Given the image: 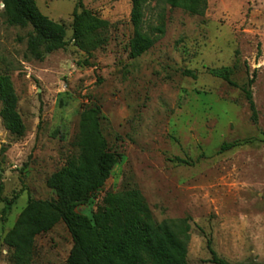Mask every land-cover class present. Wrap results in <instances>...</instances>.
I'll return each mask as SVG.
<instances>
[{
	"label": "rangeland",
	"instance_id": "1",
	"mask_svg": "<svg viewBox=\"0 0 264 264\" xmlns=\"http://www.w3.org/2000/svg\"><path fill=\"white\" fill-rule=\"evenodd\" d=\"M36 1L66 24L69 42L29 57L32 27L9 24L0 0V74L11 78L26 127L19 137L0 118V264H13L3 239L29 198H57L48 178L79 155L80 113L92 103L119 160L79 212L92 216L108 193L133 187L157 222L187 219L188 264H216L208 240L232 264H264V0H207L202 14L149 0L144 29L156 41L137 58L132 0H83L110 22L91 55L72 41L76 0ZM223 66L237 87L208 72ZM252 77L257 122L243 91ZM234 140L241 145L218 152ZM72 246L60 222L37 237L33 264H66Z\"/></svg>",
	"mask_w": 264,
	"mask_h": 264
},
{
	"label": "trees",
	"instance_id": "2",
	"mask_svg": "<svg viewBox=\"0 0 264 264\" xmlns=\"http://www.w3.org/2000/svg\"><path fill=\"white\" fill-rule=\"evenodd\" d=\"M149 0H132L131 23L133 35L130 55L137 58L146 53L156 39L144 29L145 6ZM4 14L11 25L32 27L28 33L27 54L43 60L47 54L68 45L67 26L45 15L36 0H2ZM172 7L182 8L193 14L204 13L207 0H165ZM110 22L84 7L83 0H76L72 22V41L91 55V49L102 42L100 32L107 30ZM163 32V27H158ZM189 74L194 75L192 71ZM208 72L232 86L229 66L209 68ZM249 79L243 91L250 104L252 118L258 121V111ZM0 118L6 128L21 137L26 127L18 112V96L11 78L0 74ZM79 155L67 160L65 165L48 178V186L55 190L53 200L29 198L14 226L4 236L10 249L13 264H33L36 239L63 222L68 228L73 246L66 264H188V239L190 225L187 219L169 223L157 222L141 192L133 187L108 193L105 206L92 216L77 210L96 196L118 163V154L110 147L102 128L101 107L87 105L80 113L77 135ZM241 145L238 140L224 141L219 153ZM181 163L193 161L178 158ZM13 199L3 208L6 215ZM208 248L216 264H232ZM1 254V250H0Z\"/></svg>",
	"mask_w": 264,
	"mask_h": 264
},
{
	"label": "built area",
	"instance_id": "3",
	"mask_svg": "<svg viewBox=\"0 0 264 264\" xmlns=\"http://www.w3.org/2000/svg\"><path fill=\"white\" fill-rule=\"evenodd\" d=\"M4 5V4H3Z\"/></svg>",
	"mask_w": 264,
	"mask_h": 264
}]
</instances>
